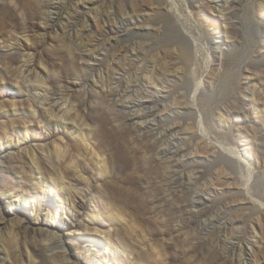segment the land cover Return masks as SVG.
<instances>
[{"label":"rangeland","instance_id":"374dc122","mask_svg":"<svg viewBox=\"0 0 264 264\" xmlns=\"http://www.w3.org/2000/svg\"><path fill=\"white\" fill-rule=\"evenodd\" d=\"M103 1L95 5L96 8L102 7ZM189 1L190 10L196 12L201 23V27L193 26L192 30L201 39L207 40L211 32L227 26L216 10L219 0ZM76 2L0 0V199H5L2 203L5 215L17 209L32 219V214L15 204L16 195L20 194L22 199L42 203L39 222L51 226L56 207L68 208V198L75 194L84 203L83 210L74 214L81 228L76 234L83 233L84 237L76 241L74 235V240L67 245L84 264L90 263L83 258V248L87 246L90 255L95 254V249H101L99 239L110 246L107 264H234L229 248L221 247L219 234L213 230L212 221H217L214 216L219 214L223 221H238L240 224L236 225L244 228L239 233L252 243L258 241L262 245L258 252L264 260V232L255 235L252 230V225L260 229L254 212L264 211V133L261 132L264 116L260 111H253L250 99L245 97L254 87H264V0L230 1L234 5L226 20L233 23L228 27L235 45L224 55L222 69L217 66L223 56L220 49H213L217 63L206 73L207 60L202 55L206 49L200 53L201 65L195 68L184 62L180 66L186 67V71L171 66L168 74L171 82L167 83L168 87L159 88L161 92L156 95L161 99L159 106L164 107L161 112L166 118L164 125L144 132L134 128L130 120V113L135 111L132 102L146 100L145 94L156 88L145 82L144 69L135 67L131 71L135 80L130 83L131 96L110 93L120 71L108 70L107 60L102 55L98 60L85 56L105 37L104 27H109L108 21L103 29L99 28L96 38L83 30L71 38H63L61 29L58 30L62 23L75 22ZM144 4L153 7L152 10L148 14L134 15L143 17V24L123 32L122 40L112 48L113 53L141 42L148 47L146 55H150L152 48L164 51L184 42L176 27V16L172 14L174 9L167 1L144 0ZM206 13L211 15V23ZM149 17L156 23L149 24ZM216 36L225 37L218 33ZM19 40H28L34 55L45 59L52 73L47 80L51 100L58 101L63 113L71 115V119H63V122L76 123L77 129L68 128L56 137L45 135L46 117L41 111L39 118L34 116L32 84L22 79L25 56L17 46ZM98 47L95 51L105 54L104 47ZM194 70L198 75L204 72V83L195 104L191 95L182 97L180 94L191 86ZM99 71L104 72V85L95 84L92 78ZM81 81L90 85L87 94L83 88L70 87ZM67 92L71 95L69 101L61 97ZM74 110L82 117H73ZM187 121H191L193 127L186 132ZM176 125L184 128L178 137L189 145H183L184 149H189V155L184 158L186 167H177L174 159L163 158L159 153L158 144L163 142L161 132ZM203 133H206L204 138ZM223 145L248 151V159L255 167L254 178L251 179L245 169L224 168L217 163V150ZM95 152L107 158L105 170ZM185 172L195 174L193 179L196 180L180 187L178 180ZM249 178L253 192L250 196L244 192ZM207 187L213 190L210 195L201 192ZM197 196L207 202L199 210L189 204ZM61 217L62 212L57 220L61 221ZM7 219V224L0 219V224H4L0 229V264H22L25 239L18 219L14 216ZM27 241L34 250L37 264H59L49 258L51 252L41 243ZM93 244L95 249H92Z\"/></svg>","mask_w":264,"mask_h":264},{"label":"bare ground","instance_id":"6f19581e","mask_svg":"<svg viewBox=\"0 0 264 264\" xmlns=\"http://www.w3.org/2000/svg\"><path fill=\"white\" fill-rule=\"evenodd\" d=\"M101 1L103 0H77L75 4V13L73 15L75 17L74 19L75 22L68 24L62 23L61 28H59L58 30L61 29L63 38L65 37L71 38L72 36L78 35L82 30L87 35L91 37H95L98 35L99 28L103 29L105 22L108 21L109 27L107 28L104 27L106 35L103 39H100L98 42L99 43L98 46L101 45L102 47H104L103 50L105 49V54L101 53L100 51L99 52L95 51L96 48L97 49L100 48L97 46L95 47L94 50L91 48L92 51L85 53L86 54L85 56L90 60H98L97 59L98 56L102 55L103 59L107 60L109 66L107 68L108 70L112 68L120 71L121 75L116 81V86L110 89V93L114 95L123 96L129 94V96H131L132 86L130 83L135 82V80H133L132 78L131 71L135 67H137L138 69H144L143 74H145V79L147 80L145 82L147 83V85H152L156 89L154 90V92L150 94H145L146 100L132 102V107L135 111L134 113H130V120L134 124L133 127L137 129L139 128L141 132L142 131L144 132V130L148 128L152 130H157L160 129L162 125H164L163 122H165L166 118L164 117V115H161V112L163 111L164 107L161 108L159 106V101L161 99H159L160 97L159 96L157 97L156 95L157 93L159 94V92H161L159 88L168 87L166 85L170 81L168 74L171 72V68H172L171 66H176L182 68V71L183 70L186 71L187 69L186 67L180 66L181 63L184 62L183 64L188 66H194L195 68V66L201 65L199 64L201 57L200 53L202 50L206 49L202 54L206 57L207 60L206 61L207 64L205 62L206 64L205 73H206L208 72L209 69H211L213 63L215 62L217 63V61H215L214 59L213 49H220L223 51L222 52L223 56H221V58L218 59L217 66L220 69H222V66L224 65V59H223L224 55L228 53L229 50H231L235 45L234 44L235 41L234 40L232 41L231 39L232 38L230 33L231 31L228 27V25H231L233 23L226 20L227 16H229L228 11L231 9L232 5H234V3L230 2L231 0H219V2L217 3L216 10L219 12V14H221V19L222 20L224 19V22H226L227 26L223 27V29H221L220 31L214 30V32H211L210 33L211 37L207 38V40L201 39L200 35L196 34L194 30H192L193 26L201 27V23L197 19L196 12H194L193 9L190 10L191 2L189 0H165L168 2V5L172 6L174 9L172 14L176 16V24H177L176 27H179L178 32L181 33L182 36L181 38H184V42L183 41L180 42L179 45L176 47L172 46L166 48L164 49V51L162 50L160 51L159 49L152 48L149 51L150 55H146L148 53H146L145 50L148 47L144 46L141 42H135L134 45L125 46L120 50L118 54H115L112 52V48L116 47V42L118 40H122V38H120L122 37L121 36L122 33L126 32V30H128L129 28L131 29L133 26L137 27L138 25L143 24L142 22L145 20L143 19V17H140L139 15L138 16H134V15L135 14L137 15L138 13L143 14L144 12L149 13L153 7L151 8L148 5L144 4V0L141 1L111 0L109 1V3H107L108 1L106 3L105 1H103L104 5L100 8H96L95 5H97ZM157 1L162 2L163 0H157ZM58 5L59 6L57 7H60V4ZM205 16L208 22L211 23L213 21L211 15H209L208 13H206ZM101 20L103 21V23H101ZM148 23L154 24L156 22L154 21V18L149 17ZM152 28H154V26H152ZM45 31H47V28H45ZM216 33L225 35V37L219 39L216 36ZM213 42H215L216 45H213L212 44ZM17 46H19L20 50L24 53L25 56V62H24L25 70H23L22 79L24 82L32 84L31 91L33 92L34 95L33 99L35 103L33 109L34 116L39 118L40 115H38V112L41 111L46 117L45 118L46 121L43 125V131H45V135L49 137L50 136L56 137L60 133H62L61 131H65L68 128L77 129L78 125H76V123L70 124L68 122L67 123L63 122V119L64 120L71 119L70 118L71 115L68 117L67 112L64 111L65 113H63L64 109L62 106H60V104H58V101L51 100V96H50L51 94H50V90L48 89L47 83L49 81L48 79L52 76L51 75L52 73L51 71H49L48 69L49 67H47V63L45 59L39 57L38 55H34L35 54L34 48L30 43H28V40L17 41ZM181 58H183V60H180ZM203 75L204 72L201 75H198L194 70L192 72V77L190 78L191 86L190 87L187 86L188 88L185 87L187 89L186 92L182 91V93H180L182 97H187L191 95L194 100L193 104H195L196 102L195 99L198 96V94L201 92V87L204 83ZM92 78L95 84L100 83L101 85H104L105 76L103 71L94 73L92 75ZM70 87L73 89L83 88L84 91L86 92L85 94H87L90 85L86 81H81V82H75V84L71 85ZM41 88L43 89V92L40 91ZM61 97H64L65 100L69 101L71 95L70 93L67 92L66 95L63 94L61 95ZM245 97H248L250 99L249 104L251 106V109L255 112L260 111L264 116V87L262 86L260 88L254 87L253 89L250 90L249 93L245 94ZM40 106H43L45 108L41 109ZM190 106H195V105L190 104ZM228 111L230 110L227 108V112H226L227 114H229ZM74 112L75 113H71L73 114V117H77V118L82 117L78 110L76 111L74 110ZM220 117L224 118V114H222V112H220ZM189 118H191V116L188 117L187 119L189 120ZM41 121H44V118ZM189 122L187 121L188 123L187 125L190 126ZM149 123H151V127H149ZM189 126L185 127V131L186 130L188 131V129L191 130V127H193V126L190 127ZM201 126L199 127L202 129ZM51 127L53 128V130ZM182 128H180L178 125L165 128V130H163L165 133L161 132V138H160L163 140V142L160 145L158 144V146L161 147L159 153L162 154V157L174 159L177 167H183V166L186 167L187 162L186 160H184V158L187 155H189L188 153L189 149L187 150L183 148V145L187 144V142H184L183 138L178 137ZM261 132L264 133V129ZM204 134L206 133L201 134L203 135L202 136L203 138H204ZM207 135H205L206 138L209 137V136L207 137ZM217 151L219 154L218 155L219 159L217 163L222 164V166L224 165L223 166L224 168L225 167L233 168L234 166V168L237 167V168L245 169L247 170V174L250 176V178L253 176V174H255V167L253 163L248 159L247 150L245 149L240 150L238 146H234V145L233 146L223 145ZM95 154L97 156L98 162L105 170L108 165L107 158L96 152ZM194 175L193 173L185 172L179 177L180 179L178 181L180 183L178 182L177 183L179 184L180 187H182L186 182L189 183L192 182L191 180L193 179ZM250 178L248 179L249 183L246 185L247 186L246 189H244V192H246L248 195L253 193L251 191L252 188L250 186ZM252 181L251 183H253ZM38 183L41 184V181L39 180ZM201 192L210 195L213 192V190L210 187H207L205 188V190ZM16 197H17L15 201L16 206L21 205L22 208L27 210V213L32 214L31 215L32 219H29L26 216L25 212L21 214L17 209L13 210L12 211L13 213L9 212L10 213L9 215L7 214L5 215L4 209L2 207V203L5 202V199H3L2 197L0 199V219H3L5 224L9 223V219H7V216H14V218L18 219L19 221V228L21 229L20 231H22L23 233L24 236L23 239H25L23 245V254H22L23 258L21 259L22 264H37L34 250L28 244L27 240H32L41 243L43 247H45V249H48L51 252L49 258H51L55 263L84 264L82 263V261H80L78 258H76V256L72 254V251H70L67 245L68 243L70 244L72 240H74V235L76 241L84 237L83 233L76 234V231L78 230L80 231L81 228L77 220L74 219V214H76L79 211L81 212L83 210L84 203L80 199H78L75 194H73L70 198H68V202H69L68 208L62 209L60 206L56 207V214L53 215L54 217L52 218L53 221L51 226H46L45 224L39 222L41 218V212L43 210L41 202L39 201L34 202L27 199H22V197H20V194H17ZM35 197L37 196H33V198ZM205 203L207 202H205L204 197L202 196L199 197L197 196L196 198H193L189 202V204L193 208H197L198 210L202 209ZM255 203L256 202H254V204ZM259 207L263 208L264 206L263 207L259 206ZM255 208H257V205ZM60 212H62L61 221L57 220V216ZM253 215H257L258 226L260 227V229H258L257 226L252 225V230L254 234L257 235L258 233H263L264 227H262V222L264 220V211L262 212L259 209L258 211L254 212ZM222 217L219 214L214 216V218L217 219V221L216 220L215 222L212 221V224L215 225L213 230H215V233L219 234L220 237L219 241L221 247H223L224 249L229 248V256L231 261L234 264H264V260L260 258L258 252V248H262V245L258 244L257 243L258 241L256 243L255 242L252 243V241H249L245 236L242 235V233H239L243 227H240V225H236V224H240L238 223V221L236 220L223 221ZM45 219L47 220L48 217H46ZM58 221L60 222L58 223ZM244 221L245 220H243V222ZM2 226H4V224H0V229L2 228ZM212 232L214 233V231ZM99 243L101 249L100 250L95 249L94 248L95 245L93 244L92 249L94 248L96 250V253L92 255H90V253L87 251L90 250V248L88 249L87 246L83 248L84 251L83 258H85V260L90 264H107L106 259L107 257H109L108 251L110 249L109 243L101 239H99Z\"/></svg>","mask_w":264,"mask_h":264}]
</instances>
